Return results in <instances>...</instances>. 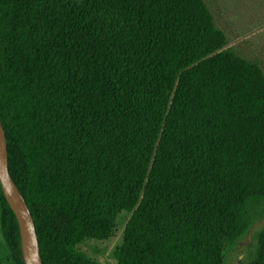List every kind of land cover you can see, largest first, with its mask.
<instances>
[{
	"label": "trees",
	"instance_id": "obj_1",
	"mask_svg": "<svg viewBox=\"0 0 264 264\" xmlns=\"http://www.w3.org/2000/svg\"><path fill=\"white\" fill-rule=\"evenodd\" d=\"M208 0H0V115L44 264L129 218L116 264H225L264 202V69ZM13 264H26L0 181ZM248 264H264V231Z\"/></svg>",
	"mask_w": 264,
	"mask_h": 264
},
{
	"label": "rangeland",
	"instance_id": "obj_2",
	"mask_svg": "<svg viewBox=\"0 0 264 264\" xmlns=\"http://www.w3.org/2000/svg\"><path fill=\"white\" fill-rule=\"evenodd\" d=\"M218 25L228 36V46L259 62L264 69V0H208ZM131 214L123 212L114 236L107 240L88 239L78 247L104 264H116V249L122 245ZM264 231V202L253 210V225L228 250L225 264H248ZM0 264H13L4 239L0 207Z\"/></svg>",
	"mask_w": 264,
	"mask_h": 264
},
{
	"label": "water",
	"instance_id": "obj_3",
	"mask_svg": "<svg viewBox=\"0 0 264 264\" xmlns=\"http://www.w3.org/2000/svg\"><path fill=\"white\" fill-rule=\"evenodd\" d=\"M0 181L6 199L14 210L21 231L26 264H44L39 235L29 204L15 182L9 164L6 130L0 115Z\"/></svg>",
	"mask_w": 264,
	"mask_h": 264
}]
</instances>
